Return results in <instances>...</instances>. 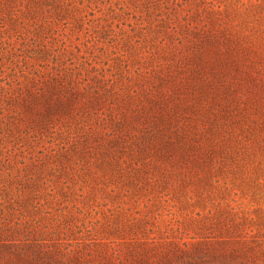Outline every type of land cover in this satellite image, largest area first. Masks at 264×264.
<instances>
[{
	"label": "trees",
	"instance_id": "obj_1",
	"mask_svg": "<svg viewBox=\"0 0 264 264\" xmlns=\"http://www.w3.org/2000/svg\"><path fill=\"white\" fill-rule=\"evenodd\" d=\"M133 2L143 60L130 53L112 76L60 67L19 89V128L38 144L58 126L57 150L19 167L0 264H264V222L222 204L228 181L264 158V0ZM134 59L144 64L129 74ZM77 184L87 202L98 184L151 197L143 215L86 222L66 203ZM168 195L198 209L184 237L152 215Z\"/></svg>",
	"mask_w": 264,
	"mask_h": 264
},
{
	"label": "rangeland",
	"instance_id": "obj_2",
	"mask_svg": "<svg viewBox=\"0 0 264 264\" xmlns=\"http://www.w3.org/2000/svg\"><path fill=\"white\" fill-rule=\"evenodd\" d=\"M133 1L0 0V190H3L0 210L6 211L10 203L19 201V167L33 164L36 158L52 160L57 150L58 126L37 138L38 144L25 136L23 127L19 128V89L60 67L70 72L71 68L85 71L93 66L97 72L112 76L118 73L117 67L124 65L130 53L132 59L142 56L143 60L149 44L142 42ZM139 61L134 59L129 74L136 71ZM261 155L257 153L254 164L247 162L249 165L243 172L235 175L237 182L228 181L229 191L222 201L224 206L233 208V213L242 212L245 218L261 220L260 223L264 222V158ZM50 162L45 164L52 168L54 165ZM51 172L47 190L55 185L56 173ZM11 177L17 180L12 183ZM89 191L88 186L77 184L73 188L74 196L66 200L69 206L70 200L83 206L81 216L84 214L86 222L113 217L118 207L127 215L134 212L143 215L147 199L151 197L144 193L136 203L133 202L136 197L130 198L129 193L115 185L98 184L95 198L87 202ZM178 198L168 195L151 201L152 215H159L165 235L176 238L184 237L182 226L198 212L192 205L179 204ZM262 226L264 223L259 230L264 229Z\"/></svg>",
	"mask_w": 264,
	"mask_h": 264
}]
</instances>
